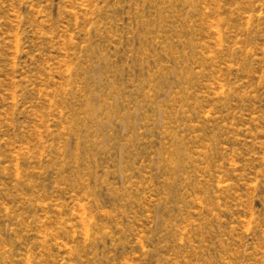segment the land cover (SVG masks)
<instances>
[{"label":"rangeland","instance_id":"obj_1","mask_svg":"<svg viewBox=\"0 0 264 264\" xmlns=\"http://www.w3.org/2000/svg\"><path fill=\"white\" fill-rule=\"evenodd\" d=\"M0 264H264V0H0Z\"/></svg>","mask_w":264,"mask_h":264}]
</instances>
